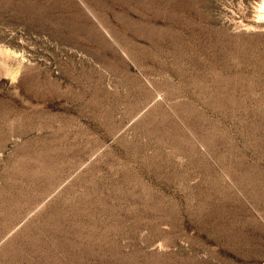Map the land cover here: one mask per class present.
<instances>
[{
  "label": "rangeland",
  "instance_id": "rangeland-1",
  "mask_svg": "<svg viewBox=\"0 0 264 264\" xmlns=\"http://www.w3.org/2000/svg\"><path fill=\"white\" fill-rule=\"evenodd\" d=\"M0 264H264V0H0Z\"/></svg>",
  "mask_w": 264,
  "mask_h": 264
}]
</instances>
